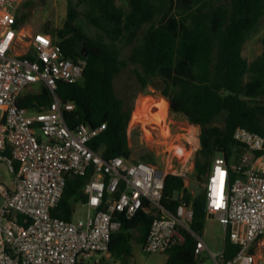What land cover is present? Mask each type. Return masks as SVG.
Masks as SVG:
<instances>
[{"label": "built area", "instance_id": "2783aa9c", "mask_svg": "<svg viewBox=\"0 0 264 264\" xmlns=\"http://www.w3.org/2000/svg\"><path fill=\"white\" fill-rule=\"evenodd\" d=\"M21 1L0 0V163L14 176L11 186L0 180V264L97 262L112 255L120 217L133 219L140 212L151 219L146 253H167L183 244L187 234L194 235L193 204L181 200L171 211L162 200L168 175L183 178L186 185L195 152L167 134L162 166L132 156L105 159L90 143L106 124L70 127L66 115L75 110L74 103L55 98L40 109L20 106L35 85L55 92L60 83L82 81L87 66L82 58H67L51 34L15 28ZM233 138L243 153L233 166L224 155L216 156L204 190L207 216L217 218L238 251L227 259L224 250L214 253L197 237L196 264H264V136L239 127ZM230 168L237 174L233 182ZM70 175L88 176L82 188L86 201L81 202L89 209L85 219L52 216Z\"/></svg>", "mask_w": 264, "mask_h": 264}, {"label": "trees", "instance_id": "16d2710c", "mask_svg": "<svg viewBox=\"0 0 264 264\" xmlns=\"http://www.w3.org/2000/svg\"><path fill=\"white\" fill-rule=\"evenodd\" d=\"M192 5L189 23L176 35L158 24L170 8V0H126V6H119L117 0H77L68 11L65 26L46 27L45 33L60 41L67 58L86 60L83 80L60 83L55 92L43 86L41 93L23 96L19 105L34 110L51 105L55 98L72 102L75 110L66 115L70 127L87 124L97 128L106 124V129L90 143L94 151L105 159L130 158L128 130L132 108L118 96L115 79L131 63L141 68V71L135 68L134 73L140 86L146 88L149 77L155 78L160 70L173 68L179 58L188 65L191 78L172 90L169 108L201 128L195 173L205 182L217 154L230 162L243 153L244 148L233 138L237 128L264 136V50L253 61L243 53L264 17V0H192ZM81 6L89 23L99 30V37L86 35L78 26ZM27 19V14L17 15L15 28H21ZM262 42L264 46V39ZM119 45L129 49L127 60L122 59ZM221 116L225 119L224 126H216L214 123ZM143 160L155 163L153 158ZM15 168L18 170V163ZM236 177L230 168V181ZM87 178L67 177L63 197L52 210L53 217L73 220L75 205L86 201L82 188ZM181 200L193 204L194 235L187 234L183 244L167 252L166 264H196L197 237H202L205 230L208 217L205 190L194 195L183 178L168 175L162 205L174 211ZM120 218L122 227L112 235L110 252L127 259L133 253L134 232L138 231V242L143 245L151 219L142 212L133 219ZM18 219L23 221L20 215ZM237 251L227 231L225 257L231 259Z\"/></svg>", "mask_w": 264, "mask_h": 264}, {"label": "rangeland", "instance_id": "374dc122", "mask_svg": "<svg viewBox=\"0 0 264 264\" xmlns=\"http://www.w3.org/2000/svg\"><path fill=\"white\" fill-rule=\"evenodd\" d=\"M28 3V4H27ZM77 0H22L17 9V15H28L27 21L22 25L24 34H34L45 32V28L60 29L66 24L68 11L75 5ZM119 6H126V0H117ZM193 10L192 0H170V8L160 18L158 24L172 30L176 35H180L184 25L189 23V16ZM80 16L78 26L90 37H99L98 29L93 27L87 20L84 6L79 8ZM264 17L257 30L244 46V55L252 61L260 56L264 50ZM122 51V59L127 60L129 49ZM141 71V68L131 63L116 77L115 88L119 97L125 104L132 108V117L129 124V140L134 160L154 159L155 164L162 166L165 162V145L167 134L170 138L179 141V145H187L195 152L196 157L201 148L200 141L201 128L194 126L186 117L174 114L170 111L167 97L182 81L191 78V71L188 65L177 58L173 68L160 70L155 78H148L149 85L142 88L136 78L134 69ZM43 84L35 85L27 94L41 93ZM167 103V104H166ZM224 116L215 121L216 126H224ZM155 131V133L153 132ZM152 132V134H151ZM198 133V134H197ZM152 135V136H151ZM154 138V139H153ZM165 138V139H164ZM217 154L216 156H218ZM237 159L230 161L233 166ZM147 162V161H146ZM150 162V161H149ZM13 174L9 171L6 163H0V180L12 185ZM204 183L201 182L192 171L186 182V188L194 195L204 191ZM1 201V200H0ZM89 213L88 207H84L81 202L75 205L73 220L85 219ZM206 232L203 233V240L214 253L220 254L225 245V229L216 217L208 218L205 223ZM139 233L134 232L132 240L133 253L127 259L117 258L109 255L99 261H92L90 264H166L167 253H146L143 245L138 242Z\"/></svg>", "mask_w": 264, "mask_h": 264}, {"label": "crops", "instance_id": "0c3cea01", "mask_svg": "<svg viewBox=\"0 0 264 264\" xmlns=\"http://www.w3.org/2000/svg\"><path fill=\"white\" fill-rule=\"evenodd\" d=\"M244 53V52H243ZM245 56V55H244ZM253 61V60H252ZM170 95H171V93L168 95V97H167V100H168V98L170 97ZM167 104V103H166ZM9 186H11V185H9ZM0 205H1V203H2V198L0 197ZM208 218H212V217H210V216H208L207 217V219H206V221L208 220ZM204 232H206V227H205V230H204ZM200 238H202V237H200ZM203 239V238H202Z\"/></svg>", "mask_w": 264, "mask_h": 264}, {"label": "water", "instance_id": "95a60500", "mask_svg": "<svg viewBox=\"0 0 264 264\" xmlns=\"http://www.w3.org/2000/svg\"><path fill=\"white\" fill-rule=\"evenodd\" d=\"M81 46V44L79 45V47Z\"/></svg>", "mask_w": 264, "mask_h": 264}]
</instances>
